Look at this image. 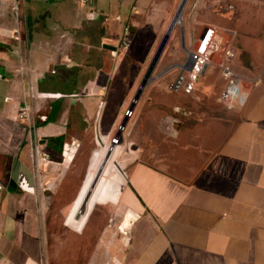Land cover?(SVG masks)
Listing matches in <instances>:
<instances>
[{
	"label": "crops",
	"instance_id": "1",
	"mask_svg": "<svg viewBox=\"0 0 264 264\" xmlns=\"http://www.w3.org/2000/svg\"><path fill=\"white\" fill-rule=\"evenodd\" d=\"M113 1L25 0L16 15L13 0H0V264H64L48 243L50 190L96 124L116 54L111 46L97 61L99 38L115 40V21L103 16ZM127 11L115 12L118 29ZM243 68L248 82L261 77L246 83L243 105L183 129L172 123L166 162L127 164L105 197L98 238L72 246L87 253L80 264H264V57ZM23 101L33 108L32 131L17 119ZM76 137L67 157L64 143ZM36 149L49 161L37 163ZM21 163L34 173L32 190L20 185Z\"/></svg>",
	"mask_w": 264,
	"mask_h": 264
},
{
	"label": "rangeland",
	"instance_id": "2",
	"mask_svg": "<svg viewBox=\"0 0 264 264\" xmlns=\"http://www.w3.org/2000/svg\"><path fill=\"white\" fill-rule=\"evenodd\" d=\"M180 1L129 0L122 4L123 0H114L109 13L103 15L115 21L110 33L115 40L113 44H107L100 42L99 38L97 61H104L111 46L115 49L121 47L125 27L128 46L125 50L117 49L115 55L111 54L112 71L101 97L96 124L86 133L75 158L66 168L58 169L55 184L50 190L47 227L53 262L57 255H62L60 260L64 264H80L85 259L86 252L72 249L76 245H91L98 238L100 227L107 221L105 206L110 200L105 201L106 195L118 191L130 162L140 159L168 160L175 147V132L170 130L172 123L183 129L190 122L214 115L225 118L229 115L233 107L222 104L218 99L223 78L217 66L211 65L205 70L191 94L169 87V82L182 71L190 49L207 25L232 31L233 44L237 49L234 64L238 70H243L251 58L255 62L264 57V1L186 0L181 19L173 25L153 66V78L144 83L134 106L130 108L131 99L142 79L146 78L150 61L170 21L178 13ZM122 5L128 11L122 16L118 29L114 14ZM95 30L98 31V28ZM173 105L178 108L174 110ZM44 110L49 112L48 106ZM157 110L160 114L152 124L153 112ZM124 116L127 120L121 129V141L115 143L103 167L87 202V214L79 224L81 227L85 220L84 225L77 230L75 213ZM164 122L169 123L168 130L163 128ZM97 133L103 138L102 144L96 139ZM191 143L198 145L194 139L188 142ZM61 247L63 252H60Z\"/></svg>",
	"mask_w": 264,
	"mask_h": 264
},
{
	"label": "built area",
	"instance_id": "3",
	"mask_svg": "<svg viewBox=\"0 0 264 264\" xmlns=\"http://www.w3.org/2000/svg\"><path fill=\"white\" fill-rule=\"evenodd\" d=\"M264 1V0H261ZM25 0H13V10L19 15L24 7ZM121 47L115 49L124 50L128 46L127 28H124L121 36ZM237 55L233 44V34L227 28L209 24L190 49L188 57L183 64V69L170 82L169 87L174 91L191 94L195 91L197 83L205 70L211 66L219 68L223 84L218 93L219 101L226 106H241L247 97L246 83L257 85L261 77L255 76L250 82L246 76L238 70L234 64ZM6 99L8 96L5 97ZM19 122L25 124L30 131L35 128V117L30 103L23 101L17 113ZM35 158L38 162L46 163L49 156L45 151L36 149Z\"/></svg>",
	"mask_w": 264,
	"mask_h": 264
},
{
	"label": "water",
	"instance_id": "4",
	"mask_svg": "<svg viewBox=\"0 0 264 264\" xmlns=\"http://www.w3.org/2000/svg\"><path fill=\"white\" fill-rule=\"evenodd\" d=\"M186 0H181L180 1V4L177 8L182 10L183 8V5L185 3ZM176 10V11H177ZM175 15V14H174ZM174 17V16H173ZM178 21V20H175L172 18V20L170 21L163 37H162V40L157 48V50L155 51L151 61H150V64L149 66L153 67L168 36H169V33L171 32L172 28H173V25L175 24V22ZM146 74V73H145ZM145 82H143V79H142V82L141 84L138 86L137 88V91L136 93L134 94V96L132 97L131 99V102H130V105L129 107L132 108L139 96V93L141 92L142 90V87L144 85ZM126 120H127V117L124 116L123 119L121 120V122L119 123L118 125V130L117 132L115 133V135L112 137L111 139V142L109 143L108 145V148L106 150V153L105 155L103 156V158L99 161V164H98V167H97V170L95 171L94 173V176L92 178V180L90 181L89 183V186L87 188V190L85 191L84 195H83V198L81 200V203H80V207L78 208V210L76 211L75 213V217L76 218H79L81 216H83L86 211H87V206H88V200L91 196V193L94 189V187L96 186V183H97V180L98 178L100 177L101 175V172L103 170V167L105 166V164L107 163V160L109 159V156L111 155L112 151H113V148H114V145L116 142H120L121 141V129L124 127L125 123H126ZM165 123V122H164ZM164 129L168 130L169 129V123H165V125L163 126ZM96 138L98 139L99 143H103V139L101 138V136L97 133L96 134ZM79 141H80V138L79 137H76L74 139H72L71 141H66L64 143V154L69 157L70 154H71V151H73L76 146L79 144ZM20 185L24 188V189H27V190H32L33 187H34V173L33 171L27 167L25 164L21 163L20 164Z\"/></svg>",
	"mask_w": 264,
	"mask_h": 264
},
{
	"label": "bare ground",
	"instance_id": "5",
	"mask_svg": "<svg viewBox=\"0 0 264 264\" xmlns=\"http://www.w3.org/2000/svg\"><path fill=\"white\" fill-rule=\"evenodd\" d=\"M174 19L175 20H180L181 19V10L180 9L178 10V13L176 14ZM152 69H153V67H150V69L148 71V74H147V76H146V78L144 79L143 82H147V81H149V80H151L153 78ZM164 125H165V123H164Z\"/></svg>",
	"mask_w": 264,
	"mask_h": 264
},
{
	"label": "trees",
	"instance_id": "6",
	"mask_svg": "<svg viewBox=\"0 0 264 264\" xmlns=\"http://www.w3.org/2000/svg\"><path fill=\"white\" fill-rule=\"evenodd\" d=\"M100 135V134H99ZM101 136V135H100ZM102 138V137H101ZM97 139V138H96ZM103 139V138H102ZM97 141H98V139H97ZM99 142V141H98Z\"/></svg>",
	"mask_w": 264,
	"mask_h": 264
}]
</instances>
